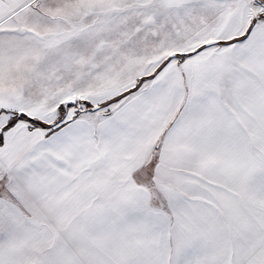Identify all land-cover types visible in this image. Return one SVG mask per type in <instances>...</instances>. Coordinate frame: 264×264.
I'll list each match as a JSON object with an SVG mask.
<instances>
[{
  "label": "snow or ice",
  "instance_id": "1",
  "mask_svg": "<svg viewBox=\"0 0 264 264\" xmlns=\"http://www.w3.org/2000/svg\"><path fill=\"white\" fill-rule=\"evenodd\" d=\"M0 264H264V0H0Z\"/></svg>",
  "mask_w": 264,
  "mask_h": 264
}]
</instances>
